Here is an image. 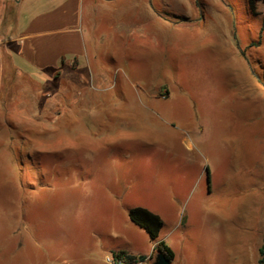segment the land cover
<instances>
[{
    "label": "rangeland",
    "instance_id": "374dc122",
    "mask_svg": "<svg viewBox=\"0 0 264 264\" xmlns=\"http://www.w3.org/2000/svg\"><path fill=\"white\" fill-rule=\"evenodd\" d=\"M78 1L0 0V39ZM80 2L79 68L38 74L0 114V264H153L135 207L162 218L172 264H259L264 0Z\"/></svg>",
    "mask_w": 264,
    "mask_h": 264
},
{
    "label": "crops",
    "instance_id": "0c3cea01",
    "mask_svg": "<svg viewBox=\"0 0 264 264\" xmlns=\"http://www.w3.org/2000/svg\"><path fill=\"white\" fill-rule=\"evenodd\" d=\"M88 9L91 12L92 9L88 7L86 10ZM83 11L84 6H81L79 0L73 19L69 21L67 9L60 6L57 10L44 12L34 17L18 35L0 39V114H9L7 108L13 101L16 90L22 88L23 84L36 85L38 74L58 72L57 77L62 79L64 66L68 68L71 66L69 69L72 70L79 68L76 60L73 65L68 63V56L85 54L83 36L78 28ZM141 13L140 19L147 21L146 10L144 9ZM155 18L158 19L156 16ZM159 26V29L164 27L161 21ZM46 77L51 79L48 74ZM33 93L35 94L31 97L32 102L35 103L33 111L40 114L41 118H51V111L54 108L50 107L45 100L47 95L42 97L37 91ZM45 133L46 130L43 134ZM207 173L211 179V172L208 169Z\"/></svg>",
    "mask_w": 264,
    "mask_h": 264
},
{
    "label": "trees",
    "instance_id": "16d2710c",
    "mask_svg": "<svg viewBox=\"0 0 264 264\" xmlns=\"http://www.w3.org/2000/svg\"><path fill=\"white\" fill-rule=\"evenodd\" d=\"M258 1L261 0H249L250 8L254 13ZM128 215L135 225L143 229L153 241H156L152 256L157 255V253H162L171 261V263H173L176 258L174 250L165 241L158 240L160 231L164 225L162 218L143 207L132 208ZM113 257L116 260L122 261L123 264H139L146 259L144 256L139 257L126 250H118L114 252ZM259 264H264V243L260 248Z\"/></svg>",
    "mask_w": 264,
    "mask_h": 264
},
{
    "label": "water",
    "instance_id": "95a60500",
    "mask_svg": "<svg viewBox=\"0 0 264 264\" xmlns=\"http://www.w3.org/2000/svg\"><path fill=\"white\" fill-rule=\"evenodd\" d=\"M153 264H172V263H171V261L169 259H167L165 257L164 254L157 253L155 261L153 262Z\"/></svg>",
    "mask_w": 264,
    "mask_h": 264
},
{
    "label": "built area",
    "instance_id": "2783aa9c",
    "mask_svg": "<svg viewBox=\"0 0 264 264\" xmlns=\"http://www.w3.org/2000/svg\"><path fill=\"white\" fill-rule=\"evenodd\" d=\"M106 262L109 264H123L122 261L116 260L114 257H107Z\"/></svg>",
    "mask_w": 264,
    "mask_h": 264
}]
</instances>
